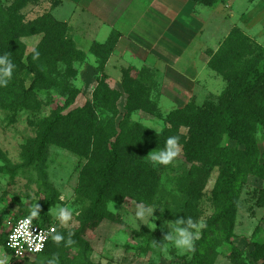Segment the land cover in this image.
I'll return each instance as SVG.
<instances>
[{
    "label": "rangeland",
    "instance_id": "1",
    "mask_svg": "<svg viewBox=\"0 0 264 264\" xmlns=\"http://www.w3.org/2000/svg\"><path fill=\"white\" fill-rule=\"evenodd\" d=\"M0 5L17 12L24 22L50 15L66 27L68 39L82 53L68 67L60 61L55 66V78L70 89L73 104H66L64 89H33L38 108L14 113L5 104L10 96L0 95V179L7 178L0 182V239L20 217L30 216L36 203L41 206L51 202L49 219L65 231L78 228L79 218L90 205L77 194L80 173L86 164L82 156L52 140L43 151L42 162L31 160L41 119L56 111L66 113L86 102L96 105L93 98L97 94L103 100L113 98L109 103L116 106L117 124L126 112L127 95L122 86L125 81L139 87L137 95L149 109L132 112L130 123L145 129L154 125L155 129L146 130L158 133L176 110L189 104L200 107L207 98L216 99L225 91L226 81L210 68L209 62L232 30H240L264 52V0H219L211 7L191 0H0ZM41 39V34L20 38L25 46L24 60ZM13 77L8 85L15 101V93L30 90L33 74L24 68ZM95 109L100 118L112 117L103 106ZM256 139L263 162L264 129ZM221 145L241 148L226 136ZM154 152L157 151L148 153L144 160L160 172L158 178L144 187L132 182L125 191L117 192L122 197L120 203L109 201L100 208L99 214L110 218L95 230L99 235L94 236L87 260L91 264H262L263 260H254L251 253L257 245H264V208L257 203V192L264 190V178L249 175L242 184L232 237L226 242L225 229L206 232L215 210L212 189L218 169L207 176L201 174L185 161L180 146L169 165L154 164L150 160ZM190 191L197 193L191 204ZM141 201L160 208L153 214L154 230L141 225L138 231L125 223L124 217ZM58 205L73 213L69 222L61 223L53 215ZM183 216L206 224L195 242V252H183L166 243L154 247L153 240L160 241L168 231L165 221ZM3 255L0 259L5 258L6 264L10 255ZM81 255L70 246L63 254V262L47 251L13 264H82Z\"/></svg>",
    "mask_w": 264,
    "mask_h": 264
},
{
    "label": "trees",
    "instance_id": "2",
    "mask_svg": "<svg viewBox=\"0 0 264 264\" xmlns=\"http://www.w3.org/2000/svg\"><path fill=\"white\" fill-rule=\"evenodd\" d=\"M191 1L211 7L219 0ZM33 34H41L42 39L24 60L25 46L20 38ZM6 52L11 54L16 65L15 74L24 68L33 74L30 90L15 93V101L12 100L13 91L9 85L0 88V95L10 96L9 102L5 103L7 109L14 113L30 108L36 110L38 102L33 91L56 87L64 89L62 94L68 97L67 105L74 103L70 89L55 78L58 61L68 67L82 57V53L68 39L64 25L48 14L24 22L17 12L0 5V54ZM36 52L39 56L34 59ZM209 66L226 81L225 91L216 99L207 98L200 107L189 104L176 110L167 117L166 127L158 133H151L139 124L130 123L132 112L149 109L137 95L139 87L125 81L122 86L127 95L126 112L117 124L114 122L116 106L109 103L113 98L105 99L104 96L103 100L97 94L93 98L96 105L86 102L66 113L56 111L37 123L38 135L31 160L42 162L43 151L52 140L82 156L86 164L80 173L77 194L80 199H87L90 205L79 218L77 229L65 231L54 224L52 237L62 234L67 239L71 233L74 241L72 245L64 242L58 245L51 237L45 250L35 258L50 251V256L63 262L67 248L74 246L81 251L82 264H91L86 255L93 247L94 236L99 235L95 230L102 221L110 218V215L99 214L100 208L109 201L120 203L122 197L117 196V192L125 191L132 182L144 187L147 182L158 178L160 172L144 159L148 153L163 148L169 136L178 137L185 161L195 170L207 176L213 169H218L219 174L212 189L215 210L207 223L206 232L223 228L226 232L225 241L230 242L242 184L249 175L264 178V161L261 162L262 153L256 139L257 133L264 129V52L240 30L234 29L214 54ZM96 106L105 107L112 117L100 118ZM224 136L241 148L222 146ZM196 196L197 193L192 194L190 191L188 202L191 204ZM257 198L258 205L264 208V190L257 192ZM51 206V202L42 203L39 215L34 218L36 222L41 225L53 224L48 214ZM4 239L5 236L0 239V244ZM204 250L207 248L204 247ZM251 256L256 261L263 260L264 264V245H257ZM15 262L12 261V264Z\"/></svg>",
    "mask_w": 264,
    "mask_h": 264
},
{
    "label": "clouds",
    "instance_id": "3",
    "mask_svg": "<svg viewBox=\"0 0 264 264\" xmlns=\"http://www.w3.org/2000/svg\"><path fill=\"white\" fill-rule=\"evenodd\" d=\"M39 53L36 52L33 58H38ZM16 68L15 63L11 59L10 53L0 54V88L7 87L10 80L13 78L14 70ZM146 129H155L154 125H148ZM179 139L176 136H169L164 142V147L159 151L154 152L150 156V160L156 165H169L173 162L174 158L178 155ZM4 177L0 179V182L6 180ZM112 207V205H110ZM159 209V206L155 204H148L145 202H137L134 210L124 217L125 223L132 229L138 230L141 225L150 226L153 230L156 225L152 222L156 219L153 215L154 212ZM40 205L36 203L31 211L28 221L30 223L32 218L39 215ZM53 215L61 223H67L72 219L73 213L64 206H56L53 209ZM165 226L168 231L163 235L160 241L153 240L154 247H160L163 244H169L176 249L183 252H195V242L199 238L201 231L206 227V224L200 221H195L192 217L183 216L172 221H165ZM55 231V229H53ZM52 239L59 245L64 242L66 245H72L74 241L71 239V233H69L66 239L62 234H55ZM42 247V245H41ZM37 251L40 249L37 248ZM3 264V261H0ZM48 264H52L51 261Z\"/></svg>",
    "mask_w": 264,
    "mask_h": 264
},
{
    "label": "built area",
    "instance_id": "4",
    "mask_svg": "<svg viewBox=\"0 0 264 264\" xmlns=\"http://www.w3.org/2000/svg\"><path fill=\"white\" fill-rule=\"evenodd\" d=\"M28 219L29 216L20 217L6 233L4 242L0 244V254H4L3 257L10 255L11 259L21 261L33 258L45 250L55 232L54 224L41 225L34 218L26 223ZM37 248L40 250L37 251Z\"/></svg>",
    "mask_w": 264,
    "mask_h": 264
},
{
    "label": "crops",
    "instance_id": "5",
    "mask_svg": "<svg viewBox=\"0 0 264 264\" xmlns=\"http://www.w3.org/2000/svg\"><path fill=\"white\" fill-rule=\"evenodd\" d=\"M140 18H141V16H140ZM140 18H138L137 21H138ZM154 48H155V47H154ZM155 50H156V49H155ZM159 52H161V51H157V50H156V53H157V54H160ZM176 54H177V52H176ZM176 54H175V55H176ZM159 56H162V57L166 58V57H165V54H163V52H162ZM170 57H172V56H170ZM0 261H3V263H4V262H5V259H4V258H3V259H0ZM12 261H15V260H13V259L10 258V260H8V262H7L6 264H12ZM21 261H22V260H21ZM16 262H18V261H16Z\"/></svg>",
    "mask_w": 264,
    "mask_h": 264
}]
</instances>
